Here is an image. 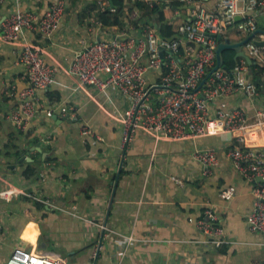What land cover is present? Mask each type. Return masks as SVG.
Instances as JSON below:
<instances>
[{
	"label": "crops",
	"instance_id": "obj_1",
	"mask_svg": "<svg viewBox=\"0 0 264 264\" xmlns=\"http://www.w3.org/2000/svg\"><path fill=\"white\" fill-rule=\"evenodd\" d=\"M53 1L0 2V190L13 185L20 189L8 198L0 196V264L20 246L60 255L65 264H92V249L101 233L98 221L142 239L132 242L122 258L120 237L104 236L95 264H264V233L251 230L246 222L254 182L229 160L227 133L172 139L139 129L123 154L120 138L129 99L116 87L99 90L85 84L68 70L76 51L114 36L122 26L138 32L150 22L159 30L156 14L147 11L170 7L167 14L175 29L192 17L191 4L159 0L151 8L125 5L123 24L107 26L96 10L84 16L92 0H66L52 35L25 28L19 39L3 38L6 15L24 9L41 12ZM216 1L201 0L209 9ZM257 23L264 30V13ZM229 34L239 37L234 27ZM255 38L264 40V32ZM25 43L40 47L57 70L52 84L37 90V110L20 129L6 115L18 107L19 91L27 86L19 60ZM71 105L76 119L68 117ZM215 105H240L252 115L263 108V100L236 92ZM246 144L264 149V125L250 130ZM201 147L217 153L218 163L208 175L193 157ZM32 168L34 173L27 174ZM230 187L232 193L226 195ZM206 205L217 213L227 242L216 245L198 229Z\"/></svg>",
	"mask_w": 264,
	"mask_h": 264
},
{
	"label": "built area",
	"instance_id": "obj_2",
	"mask_svg": "<svg viewBox=\"0 0 264 264\" xmlns=\"http://www.w3.org/2000/svg\"><path fill=\"white\" fill-rule=\"evenodd\" d=\"M144 1L142 9L159 3V0ZM163 1L191 4L192 17L179 22L174 35L164 36L150 22L143 23L138 32L122 26L114 36L97 39L76 51L68 70L85 84L99 90L116 87L129 99L120 138L123 154L139 129L152 131L156 137L172 139L196 138L219 131L227 133L229 160L240 174L254 182L247 225L251 230L264 233V149L246 144L250 130L264 125V46L255 42V36L246 40L242 48L254 60L252 66L239 55L231 66L228 65L229 68L219 66L201 82L208 69L216 64L218 35L222 39L239 40L255 31L258 16L264 13V0H241L242 5L238 4L240 0H217L213 9L206 7L201 0ZM66 3V0H56L41 12L24 9L9 13L1 22L3 38L19 39L25 28L52 35L63 17ZM105 5H100V9L103 10ZM238 14L241 19L236 20ZM230 27H234L238 38L231 37ZM19 60L24 66L27 86L19 91L18 107L6 117L24 129L37 110V90L47 89L52 84L57 66L47 62L40 47L31 43L23 45ZM236 92L249 99L262 97L263 108H257L249 115L240 105H215L220 98ZM69 108L68 117L76 119V107L71 105ZM88 131L84 127L83 132ZM193 157L202 163L205 175L211 174L218 163L216 150L212 147L196 148ZM18 192L20 189L13 185L0 190V196L8 198ZM231 193V187L225 191L226 195ZM217 219V213L206 205L197 220V227L208 241L220 245L227 239ZM97 225L101 233L92 249V264L103 247L104 236L114 233L120 237L122 258L132 242L142 239L118 232L105 221H98ZM1 230L0 213V234ZM4 264H65V260L57 254L35 252L20 246L15 247Z\"/></svg>",
	"mask_w": 264,
	"mask_h": 264
},
{
	"label": "trees",
	"instance_id": "obj_3",
	"mask_svg": "<svg viewBox=\"0 0 264 264\" xmlns=\"http://www.w3.org/2000/svg\"><path fill=\"white\" fill-rule=\"evenodd\" d=\"M98 0H92L91 2H89L87 4V6L84 9V16H90L92 14L93 11L96 10L95 14L97 16V18L101 21L102 24L107 25V26H112V25H122L123 24V13H124V8L125 5L128 6L129 5V1L131 0H111L113 5H110V0H105L106 1V5L105 8L103 10H101L99 8V4L97 3ZM131 5H130V9H133L134 6L137 7H142V2L137 1L136 3H133L131 1ZM99 11H98V10ZM171 8H164V9H159L157 10V7L153 8L151 11H147V13H155L156 14V19H157V23L159 25V31L161 34H163L164 36L170 37L172 35H174L175 33V29L173 28L172 23L169 21V17L170 15H168V11ZM151 13V14H152ZM151 16H149L148 18H150ZM235 55V50L234 49H230L227 48L223 51V58H224V63L231 66L234 61ZM35 169L32 168L30 170H26L27 174H31L34 173Z\"/></svg>",
	"mask_w": 264,
	"mask_h": 264
},
{
	"label": "water",
	"instance_id": "obj_4",
	"mask_svg": "<svg viewBox=\"0 0 264 264\" xmlns=\"http://www.w3.org/2000/svg\"><path fill=\"white\" fill-rule=\"evenodd\" d=\"M110 5L112 6L113 3L110 0ZM241 19L240 15H236V20ZM263 31L261 28H257L255 31L250 33L248 36L243 37L239 40H232L229 37H224L222 39L221 35H218V39L220 40L217 47H216V64L208 69L207 75L202 79V83L206 80L207 76L214 70H216L219 66H223L225 68H229L227 64L224 63V58H223V51L227 48L234 49L235 50V55L234 58L236 59L239 55H242L246 58L247 62L252 66L254 63V60L247 54L242 48L243 43L250 39L253 38L257 32ZM255 42L258 43L259 45L264 46V40H259L255 39ZM162 53V51H161ZM250 73H253L252 69H250ZM259 179V178H257Z\"/></svg>",
	"mask_w": 264,
	"mask_h": 264
}]
</instances>
